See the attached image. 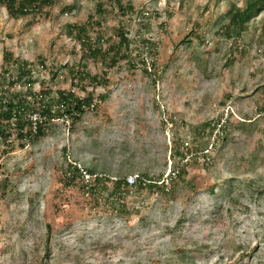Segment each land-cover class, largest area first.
Returning a JSON list of instances; mask_svg holds the SVG:
<instances>
[{
  "label": "rangeland",
  "instance_id": "obj_1",
  "mask_svg": "<svg viewBox=\"0 0 264 264\" xmlns=\"http://www.w3.org/2000/svg\"><path fill=\"white\" fill-rule=\"evenodd\" d=\"M244 1L122 0L133 6L123 15L111 0H56L48 14L22 17L0 4V71L8 49L35 64L37 89L41 81L73 88L69 67L85 66L104 78L78 92L107 94L74 124L54 119L23 147L16 141L5 152L0 139V171L10 180L0 197V264H42L46 244L50 264H264V117L256 115L264 108V8L239 39L219 26ZM87 21L93 41L106 39L103 51L123 26L135 41L123 48L127 57H85L67 24ZM224 117L227 140L219 125L211 134ZM204 146L196 161L187 157L169 198L134 187L94 206L80 181H59L68 162L100 178L166 179L176 147ZM119 204L129 213H117Z\"/></svg>",
  "mask_w": 264,
  "mask_h": 264
},
{
  "label": "trees",
  "instance_id": "obj_2",
  "mask_svg": "<svg viewBox=\"0 0 264 264\" xmlns=\"http://www.w3.org/2000/svg\"><path fill=\"white\" fill-rule=\"evenodd\" d=\"M117 8L119 14H123L129 9H133L132 3L124 5L122 0H111ZM56 3V0H0V4H3L7 12L12 17H22L33 13L34 15L48 14V7H52ZM69 7V6H68ZM264 5L260 3V0H246L244 5L236 9L233 13L229 10L226 15L229 16L228 20H224L220 23V29L224 35L231 39L234 38L233 34L239 37L242 36V31L247 28V22H249L255 15L260 13ZM100 12L106 10L102 9V3H98ZM69 33L78 38L84 45L83 55L85 57H96L103 55L104 59L111 57L112 64L117 63L119 59L126 58V54H122L123 48L129 49L130 45L135 41L128 36V33L124 31L123 26H118V39L113 41L109 48L103 51L101 42L106 40L103 36L99 35L93 41L89 34V29L92 27V23L87 21L83 24H67ZM245 32V31H244ZM143 42L149 44L150 40L143 39ZM237 46L240 42L234 41ZM88 51V52H86ZM111 55V56H110ZM3 65L0 71V139L3 144H6L8 148L3 151L8 152L15 145V142L23 147L27 139L33 140V138H40L45 136L47 125L54 119H69L70 123L74 124L85 113L88 108L96 106V99L104 101L107 98V94H99L97 97L93 91L81 95L78 91L85 88V85H93L97 81H102L103 75L98 73L91 74L85 69L81 71H75L73 66L69 67V74L72 78H78L76 82H72L73 88H62L53 90L52 87L47 85L45 81H41L39 89L35 88V64L28 59H21L15 56V54L8 49L4 50ZM41 62V61H40ZM44 62H42L43 64ZM143 63L144 60H143ZM132 64L135 65L134 60ZM145 69H147L145 67ZM105 73V72H104ZM102 78V79H101ZM75 86V87H74ZM35 115V119L33 118ZM257 116L264 117V108L261 107L257 111ZM251 121V118H243L241 121ZM230 120L226 119L224 125H221L223 130L222 140H227V127ZM218 122L211 125V134L217 127ZM209 123L203 125L204 128L208 127ZM216 146L217 143H212ZM204 146L202 149H197L193 152L184 153L178 147L174 150V156L179 157L177 164L172 168L168 174V183L163 174L157 176L158 178L151 177L149 174L143 173L137 175V183L135 187L138 192L143 190H149L151 193L159 192L165 197H172L175 186L178 180L184 181L187 174L188 160L187 157L193 156L196 161V153L199 151H205L207 148ZM189 150V149H188ZM207 165L210 163L211 158L207 156ZM83 168V167H81ZM77 163L68 162L67 167L63 170L62 178L59 180L63 186L68 187L75 185L80 181V187L84 193L90 194L91 198L95 200L94 206L98 205L101 200L104 202L113 203L116 202V196L123 194L124 191L129 190L126 184V176L111 177L110 175H104V178L100 173L95 172L91 168H87L86 171L90 175V178L86 180L82 169ZM0 171V197L6 195L9 189V176L4 175ZM99 174V175H98ZM96 175V176H95ZM108 184H111V188ZM109 191V193H108ZM107 193V194H106ZM106 194V195H105ZM123 204H119L117 207V213H129L124 208ZM51 225H47V236H50ZM51 246L46 244L45 253L41 259L42 264H50ZM245 253V252H243ZM246 256L247 254H242ZM186 256H182L185 261Z\"/></svg>",
  "mask_w": 264,
  "mask_h": 264
},
{
  "label": "built area",
  "instance_id": "obj_3",
  "mask_svg": "<svg viewBox=\"0 0 264 264\" xmlns=\"http://www.w3.org/2000/svg\"><path fill=\"white\" fill-rule=\"evenodd\" d=\"M229 114V113H228ZM35 115H33V118L35 119ZM226 119H228L227 117H224L223 119H222V123L220 124L219 123V121H218V125H219V127L221 126V125H224L225 124V122H226ZM69 123H70V120L69 119H66ZM217 125V126H218ZM220 129H221V127H220ZM80 167V166H79ZM81 168V167H80ZM82 169V172L84 173V177L86 178V180H88L89 178H90V175L87 173V171L86 170H84L83 168H81ZM96 176V175H95ZM125 180H126V184H127V186H128V188H129V190H132L134 187H135V185H136V183H137V175L136 174H129V175H127L126 176V178H125ZM166 183H168V180L166 179V181H165Z\"/></svg>",
  "mask_w": 264,
  "mask_h": 264
}]
</instances>
